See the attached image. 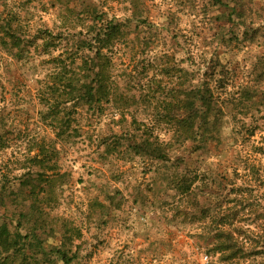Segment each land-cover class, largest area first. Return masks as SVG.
<instances>
[{
    "label": "rangeland",
    "instance_id": "obj_1",
    "mask_svg": "<svg viewBox=\"0 0 264 264\" xmlns=\"http://www.w3.org/2000/svg\"><path fill=\"white\" fill-rule=\"evenodd\" d=\"M107 24L106 96L63 102L50 59ZM255 260L264 0H0V264Z\"/></svg>",
    "mask_w": 264,
    "mask_h": 264
},
{
    "label": "trees",
    "instance_id": "obj_2",
    "mask_svg": "<svg viewBox=\"0 0 264 264\" xmlns=\"http://www.w3.org/2000/svg\"><path fill=\"white\" fill-rule=\"evenodd\" d=\"M120 32L119 25H113L109 27L107 25H101L98 27L95 37L89 40H84L85 45H78V48L83 52L82 48L89 49L90 51L96 50L94 57L84 56L83 53L80 55V61H77V58H74L72 61L67 60V57L60 53L57 56H53L50 59V62L53 63L52 68L49 72V78H52L56 83L63 87V91L61 94V98L63 102H67L70 99L74 83H80L81 98L84 99L87 103L91 104L94 101H99L106 96L108 89L106 85V80L108 77V69L110 62L105 59L107 55V51L111 48L110 44L113 40L116 39L117 34ZM110 43V44H109ZM108 47L105 52L103 48ZM78 55L80 52L78 51ZM90 78V82L87 83L85 80ZM60 81H63L60 83ZM188 104L184 105L185 107ZM205 115H208L205 112ZM198 116L197 112H189L186 116L180 118L182 121H187L191 119V124L185 125L184 128L179 132L178 138L183 141L188 139L196 138L199 134L193 125L194 118ZM201 136V135H200ZM149 154L164 156L162 154L161 147H154L151 149V144H149ZM232 234L230 235V239H232ZM7 239H4L2 244H5ZM238 240H235L237 243ZM222 241H217L215 248L222 249L223 247ZM232 246V245H230ZM7 258H5L6 260ZM256 264V260L254 261Z\"/></svg>",
    "mask_w": 264,
    "mask_h": 264
}]
</instances>
